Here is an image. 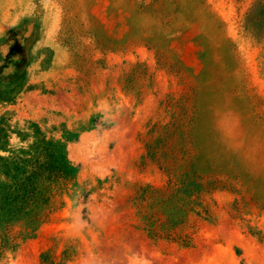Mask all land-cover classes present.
Listing matches in <instances>:
<instances>
[{"label": "rangeland", "instance_id": "obj_1", "mask_svg": "<svg viewBox=\"0 0 264 264\" xmlns=\"http://www.w3.org/2000/svg\"><path fill=\"white\" fill-rule=\"evenodd\" d=\"M141 245L264 264V0H0V264Z\"/></svg>", "mask_w": 264, "mask_h": 264}, {"label": "bare ground", "instance_id": "obj_2", "mask_svg": "<svg viewBox=\"0 0 264 264\" xmlns=\"http://www.w3.org/2000/svg\"><path fill=\"white\" fill-rule=\"evenodd\" d=\"M235 234L238 235V233L234 232ZM242 240L244 242V245L246 246V248H248V250L254 251L256 244L254 243V241L252 239L248 238H244L242 237ZM142 246V245H141ZM140 247V246H139ZM117 251V250H116ZM142 251V253H141ZM140 253L142 254V256H145V258H148L149 263L148 264H172L171 262H169L167 259L165 258H161L158 254L150 252L149 250H147L145 247L142 246ZM139 252V251H138ZM144 258V259H145Z\"/></svg>", "mask_w": 264, "mask_h": 264}]
</instances>
